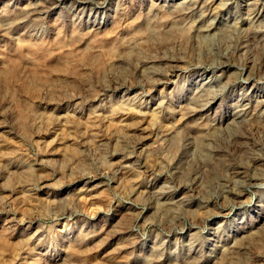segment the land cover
Segmentation results:
<instances>
[{"label": "rangeland", "instance_id": "rangeland-1", "mask_svg": "<svg viewBox=\"0 0 264 264\" xmlns=\"http://www.w3.org/2000/svg\"><path fill=\"white\" fill-rule=\"evenodd\" d=\"M181 1L0 0V264H264V0Z\"/></svg>", "mask_w": 264, "mask_h": 264}, {"label": "bare ground", "instance_id": "bare-ground-1", "mask_svg": "<svg viewBox=\"0 0 264 264\" xmlns=\"http://www.w3.org/2000/svg\"><path fill=\"white\" fill-rule=\"evenodd\" d=\"M200 0H182L181 2H180V4L178 3V5L176 6V9L174 10V11H176V13L178 12V11H180V12H182V11H185V10H188V11H192V10H195V7H196V4L199 2ZM202 1V0H201ZM222 1H224L225 2V0H222ZM227 1V0H226ZM207 2V1H206ZM205 2V3H206ZM204 3V4H205ZM212 3V2H211ZM210 3V4H211ZM227 4V3H226ZM225 4V5H226ZM262 5V0H245L244 1V4H243V15H244V18H247L248 19V22L249 21H253L254 19H256L257 18V15L259 14V12H257V9L260 7ZM174 7V6H173ZM175 8V7H174ZM178 10V11H177ZM209 10V9H208ZM208 10H206V11H208ZM171 13V12H170ZM179 13V12H178ZM207 13V12H206ZM201 14V13H200ZM201 16V19H200V21H199V23L201 22V20H204V19H206L205 17H210V14L209 15H206V14H202V15H200ZM235 17V16H234ZM173 18V17H172ZM211 18V22H208V24H205V22L203 21V24L201 23V24H198L197 26H198V28L196 29V31H197V34H198V36L199 37H201L203 40H208V42L209 43H212L213 42V40H215L216 38H218V36H223L224 35V33H226V27H227V25H224L223 27L221 26V28H220V30H216V29H214V19H212L213 17L211 16L210 17ZM228 20V19H227ZM244 22V21H243ZM228 23V22H227ZM226 23V24H227ZM242 23V22H241ZM253 23H254V21H253ZM176 24V23H175ZM205 24V25H204ZM222 24V23H221ZM229 24V23H228ZM234 24V23H233ZM223 25V24H222ZM238 25V24H237ZM236 25V26H237ZM242 25V24H241ZM153 27H152V29L150 30V36L151 37H155V35H156V32L154 31L155 29V26L154 25H152ZM234 26H235V24H234ZM234 26H231L232 28L234 27ZM150 28V27H149ZM167 28V27H166ZM249 28H250V26H249ZM154 29V30H153ZM158 28H156V30H157ZM251 29H252V25H251ZM250 29V30H251ZM214 30H216V32H214ZM230 30V29H229ZM228 30V31H229ZM255 30V29H254ZM253 30V31H254ZM148 31V30H147ZM218 31V32H217ZM252 31V30H251ZM157 32H158V30H157ZM163 32V31H162ZM174 32V30L173 29H170V31H169V33H167L166 35L167 36H172V34H170V33H173ZM214 32V33H213ZM161 36V35H160ZM163 37V36H162ZM156 38V37H155ZM262 40H263V38H261ZM208 43V44H209ZM212 44H214V43H212ZM226 75V74H225ZM230 76V75H229ZM231 77V76H230ZM220 78H222V77H220L219 76V78L218 77H214V78H204L201 82H202V84H201V86L200 87H198L197 88V91L199 92V96L197 97V100H198V102H204V103H202L203 105L205 104V108H210L212 105H214L215 104V101H216V96L214 97V98H210V96H211V93L213 92V91H216V93H218V91L219 90H221L222 89V86H223V84L224 83H222L223 81L225 82L226 80H221ZM227 79V82H229L230 81V79H229V77H227L226 78ZM225 89V88H224ZM260 88H258V89H255V90H253V92H255V95L257 96V97H264V86L259 90ZM222 91V90H221ZM216 93H215V95H216ZM221 93H223V92H221ZM198 94V93H197ZM218 97V96H217ZM210 98V99H209ZM189 102V101H188ZM192 103H190V105H191ZM237 104V105H236ZM235 104V106L233 107L234 109H233V113H232V115L230 116V118L231 119H228V127H227V130L229 129L230 130V126L231 125H237V127H238V125H241L242 123H246L245 121L247 120V119H249L250 117H253V115L251 116V114L252 113H250L249 111H248V107H247V105H245L241 100H238L237 101V103ZM205 108H204V110H205ZM254 111H256V110H254ZM191 112V111H190ZM189 112V113H190ZM197 112V111H196ZM185 117H188V113L186 112V113H182V120L185 118ZM259 118H263L262 116H260ZM186 120V119H185ZM184 120V121H185ZM205 120V119H204ZM201 121V120H200ZM205 121H207V122H205V123H207V124H205V128H204V130H202V132H200L199 133V136L201 137V148H202V150H203V144H204V142H205V140L206 141H208L209 142V140H211L212 139V137H215V136H217L216 134L220 131V129H221V127H223L222 126V124L221 123H219V125L217 124V125H215V123H210L209 122V120H205ZM252 121V120H251ZM214 122V121H213ZM196 123H199V122H196ZM203 123V122H202ZM200 124V123H199ZM196 125V124H195ZM198 125V124H197ZM183 128L184 129H186V130H189L190 129V127H187V124H185V125H183ZM241 128V127H240ZM195 129V128H194ZM194 129H192V130H194ZM197 129H195V131H196ZM241 130H242V128H241ZM191 131V130H190ZM186 132V131H185ZM229 132V134L231 135V136H233V134L235 135V133L237 132L236 131V128H231V130L230 131H228ZM203 142V143H202ZM197 148V147H196ZM205 150V149H204ZM250 155H251V153H250ZM263 174V172H261L260 173V170H258V172L256 173V174H254L253 176V178H251V179H247L246 180V177L244 176V174L243 173H240V177L241 178H243V180L244 181H246L249 185H254V184H256V183H258V182H260L262 179L261 178H263L262 175ZM252 177V176H251ZM240 180V179H239ZM242 180V179H241ZM246 182H244V183H246ZM242 193L243 192H240L239 194H240V196L239 197H241V195H242ZM159 197V196H158ZM185 197V196H184ZM158 201H162V197L161 198H158ZM186 203H188L187 202V200H184V199H182V200H179L178 202L176 201H167V202H165V203H163V205H164V207L168 210V211H175V209L177 210L178 208H179V206L180 205H185ZM160 204V203H159ZM166 210V211H167ZM251 235V234H250ZM248 237H250V236H248ZM154 247H156V246H154ZM231 248V247H230ZM156 249V248H155ZM225 249V248H224ZM157 250V249H156ZM223 250V249H222ZM228 250V249H227ZM231 250V249H230ZM234 250V249H233ZM191 251V250H190ZM154 253H153V255L152 256H156V257H158V256H162L163 254L162 253H160V252H156L155 250L153 251ZM236 252V251H235ZM156 253V254H155ZM237 253V252H236ZM160 254V255H159ZM190 254V253H189ZM241 254V253H240ZM188 255V254H187ZM228 256L227 257H229L230 258V256H229V254H227ZM189 256V255H188ZM233 256V255H232ZM235 257V256H234ZM152 258V257H151ZM190 258V257H189ZM187 259V258H186ZM153 262V261H152ZM157 262H159V261H157ZM154 264H156V263H154ZM183 264H191V262L189 263L188 262V260H186Z\"/></svg>", "mask_w": 264, "mask_h": 264}]
</instances>
